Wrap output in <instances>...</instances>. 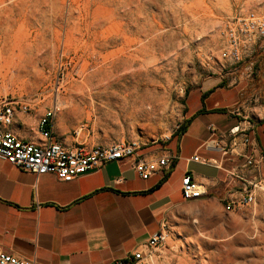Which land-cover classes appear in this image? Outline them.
Returning <instances> with one entry per match:
<instances>
[{"label":"rangeland","instance_id":"1","mask_svg":"<svg viewBox=\"0 0 264 264\" xmlns=\"http://www.w3.org/2000/svg\"><path fill=\"white\" fill-rule=\"evenodd\" d=\"M249 9L264 10V0H0V72L14 77L0 76V102L25 101L27 113L55 103L59 141L134 139L149 147L182 122L186 90L221 70L225 21ZM12 60L26 67L18 77L15 67H6ZM117 76L135 84L134 109L117 103ZM249 206L233 218L225 213L222 221L242 225L248 264H264V200ZM166 225L157 260L234 264L230 255L220 263L199 247L200 239H211L194 218L182 229Z\"/></svg>","mask_w":264,"mask_h":264},{"label":"crops","instance_id":"2","mask_svg":"<svg viewBox=\"0 0 264 264\" xmlns=\"http://www.w3.org/2000/svg\"><path fill=\"white\" fill-rule=\"evenodd\" d=\"M42 113L40 106L29 113L17 111L12 131L20 138H38L31 130ZM182 122L183 132L139 150L145 159L173 157L168 168L147 179L134 170V156L106 162L70 181L51 173L36 175L0 159L2 250L37 264H100L143 248L162 221L182 229L194 218L209 234L211 241L199 240L198 245L211 259L218 256L221 263L230 255L234 264H248L250 241L242 225L224 223L222 216L243 214L226 211L225 204L264 176V160L246 166L243 159L246 154L264 156V46L255 47L236 68L211 73L187 89ZM233 126L239 133L230 141L227 131ZM213 136L229 145L228 153L202 147ZM60 141L68 147L75 144ZM75 141L85 143L78 136ZM194 155L208 162L194 161ZM186 172L205 186L206 194L182 198L180 179ZM263 200V193L256 191L255 203ZM155 264H166L165 257Z\"/></svg>","mask_w":264,"mask_h":264},{"label":"built area","instance_id":"3","mask_svg":"<svg viewBox=\"0 0 264 264\" xmlns=\"http://www.w3.org/2000/svg\"><path fill=\"white\" fill-rule=\"evenodd\" d=\"M264 40V10L249 9L237 12L225 21L222 31V44L219 48V68L237 67L249 58L255 47H263ZM248 76H250L249 72ZM29 104L21 100L0 102V159L11 165L34 173L36 175L51 173L61 181H70L82 173L100 168L104 163L119 160L123 157L134 156V170L139 177L147 179L152 174L168 168L173 157L164 154L159 157L145 159L139 150L142 149L137 140H116L108 143H95L86 147L84 142L74 141L68 147L61 141L53 140V122L59 107L53 103L37 119L35 132L36 139L18 137L11 129L14 115L17 111L27 113ZM209 131L213 134L214 128L210 124ZM77 132L76 135H78ZM239 133L238 126L227 131L230 141ZM243 142L248 138L243 134ZM206 150L218 151L222 154L229 152V145L222 140L211 137L202 143ZM194 161H205L198 156ZM244 165L250 166L264 160L260 155L255 158L248 154L243 155ZM180 191L185 200L197 199L206 194L205 186L194 181L187 172L181 176ZM256 191L264 193V176L249 183L244 192L225 204L226 211H236L241 207L255 203ZM168 228L165 221L160 223L159 229L152 233L143 248L132 253L130 257L113 259L100 264H155L159 254L168 239ZM0 264H37L33 259L21 258L5 253L0 247Z\"/></svg>","mask_w":264,"mask_h":264},{"label":"bare ground","instance_id":"4","mask_svg":"<svg viewBox=\"0 0 264 264\" xmlns=\"http://www.w3.org/2000/svg\"><path fill=\"white\" fill-rule=\"evenodd\" d=\"M1 53V51H0ZM0 60H1V54H0ZM10 65L12 67H15L18 72L16 74V77H18L19 73L23 71L26 67L22 65L21 63L16 62L15 60L6 62V67L9 68ZM4 69L2 66L0 68ZM6 72V71H5ZM0 76L3 78H6L8 80H12L14 77L9 76L8 72H0ZM136 86L135 84H132L130 80L127 79L125 76H117V103L120 105V107H123L125 109L136 107L137 99H136ZM71 107V104L69 105ZM201 235V233H199ZM206 238H209L205 235H203ZM202 239H200V242ZM204 243V241H202Z\"/></svg>","mask_w":264,"mask_h":264},{"label":"trees","instance_id":"5","mask_svg":"<svg viewBox=\"0 0 264 264\" xmlns=\"http://www.w3.org/2000/svg\"><path fill=\"white\" fill-rule=\"evenodd\" d=\"M183 130H184V125H183V122H181V123L177 126V128L175 129V131L172 133V135H173L174 133H181V132H183Z\"/></svg>","mask_w":264,"mask_h":264}]
</instances>
